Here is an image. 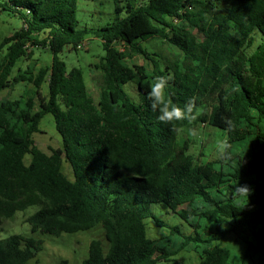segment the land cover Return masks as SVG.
<instances>
[{
	"label": "trees",
	"instance_id": "1",
	"mask_svg": "<svg viewBox=\"0 0 264 264\" xmlns=\"http://www.w3.org/2000/svg\"><path fill=\"white\" fill-rule=\"evenodd\" d=\"M114 3L111 22L80 28L78 0H0V16L22 20L0 42V264H28L42 249L43 240L33 236L1 237L2 220L30 205L40 206L25 219L32 232L103 227L107 249L102 239L92 240L84 264L177 262L183 249L194 251L198 264H229L233 252L222 242L230 233L248 243L242 264H264V0ZM257 31L262 36L255 40ZM90 36L105 50L96 66L97 100L83 70L69 69L58 56L65 46L83 49ZM153 38L179 53L171 59L143 45ZM37 47L52 52L51 63L38 70L29 62ZM157 76L169 77L165 97L173 104L183 108L196 99L195 120H157L148 99ZM133 79L139 101L125 89ZM20 83L27 85L21 96L2 97ZM47 113L62 138L50 153L34 138ZM198 124L226 131L227 155L196 162L191 139L179 135ZM239 185L250 189L248 198L237 195ZM154 203H164L192 231L172 225L166 239L148 237L146 219L167 224Z\"/></svg>",
	"mask_w": 264,
	"mask_h": 264
},
{
	"label": "rangeland",
	"instance_id": "2",
	"mask_svg": "<svg viewBox=\"0 0 264 264\" xmlns=\"http://www.w3.org/2000/svg\"><path fill=\"white\" fill-rule=\"evenodd\" d=\"M115 16L114 0H78L77 18L79 27L97 28L111 22ZM22 27V20L13 13L3 12L0 16V42L6 37L13 34L16 30ZM261 33L257 31L256 35ZM87 45L83 49H73L71 46H65L58 56L64 60L68 68L79 67L83 70L88 90L90 94L97 100L100 92L99 81L101 72L96 67L102 57L105 55V50L102 41L97 37H88ZM147 48L153 45L155 52H162L165 57L173 59L179 53L174 47L168 43L159 41L156 38L149 39L143 42ZM252 49V48H250ZM52 61V52L48 49L34 48L30 63H36V69L48 65ZM24 60L17 63L15 70L21 65ZM25 61L24 65L26 64ZM135 63H143L140 57L134 59ZM27 89L26 83H20L16 87L3 91V98H17ZM126 91L131 98L139 101L140 93L137 79H133L125 85ZM44 95L48 94V85L45 83L42 88ZM195 130V134H193ZM180 138H190L192 145L190 152L194 155L197 163H204L220 157L216 147L217 139H226V131L209 124H198L194 129L185 128L180 132ZM36 144L43 151L50 153L51 148L62 146V138L56 129L55 120L51 113L43 116L40 122V132L34 133ZM31 156L26 155V162L30 161ZM63 170L69 178H72L73 173L69 163L64 162ZM40 208L39 205H30L25 210L17 211L11 218H4L1 222V237H6L11 234H22L33 236L43 240V247L37 253L36 257L32 258L28 264H59L61 260H68L70 264H84V260L89 255L90 243L94 239H102L105 249L108 242L104 237V229L101 225H97L89 230H80L77 232H63L59 235L42 233L40 231L32 232L31 226L25 219L32 215ZM152 209L155 214L167 224L158 225L152 218L145 220L146 232L148 237L152 239H166L171 233L172 225H179L181 229L189 233L191 227L177 214H174L164 203L152 204ZM222 245L229 248L233 252L232 261L229 264H242V256L247 250L248 243L237 238L235 234H228ZM159 254L158 252L155 253ZM178 261L160 260L155 264H198L199 256L192 250L183 249L174 255Z\"/></svg>",
	"mask_w": 264,
	"mask_h": 264
},
{
	"label": "clouds",
	"instance_id": "3",
	"mask_svg": "<svg viewBox=\"0 0 264 264\" xmlns=\"http://www.w3.org/2000/svg\"><path fill=\"white\" fill-rule=\"evenodd\" d=\"M169 77L157 76L151 82L148 99L151 102V108L158 112L157 120L163 124H171L174 121L188 120L189 122L196 119L197 105L194 97L189 98L183 108L173 104L165 97V89L168 86ZM231 124L230 121H228ZM195 134V130H193ZM216 147L218 152L227 155L230 147L226 139H217ZM238 196L249 197L250 189L247 186H240L236 190Z\"/></svg>",
	"mask_w": 264,
	"mask_h": 264
},
{
	"label": "built area",
	"instance_id": "4",
	"mask_svg": "<svg viewBox=\"0 0 264 264\" xmlns=\"http://www.w3.org/2000/svg\"><path fill=\"white\" fill-rule=\"evenodd\" d=\"M86 45H87V43L84 42V43L80 44L78 47H79V48H83V47H85Z\"/></svg>",
	"mask_w": 264,
	"mask_h": 264
}]
</instances>
